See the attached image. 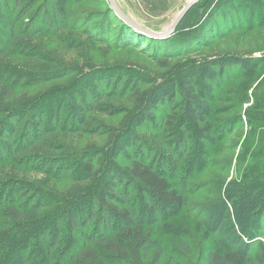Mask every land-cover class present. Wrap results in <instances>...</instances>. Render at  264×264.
I'll use <instances>...</instances> for the list:
<instances>
[{
    "label": "trees",
    "instance_id": "1",
    "mask_svg": "<svg viewBox=\"0 0 264 264\" xmlns=\"http://www.w3.org/2000/svg\"><path fill=\"white\" fill-rule=\"evenodd\" d=\"M239 1L196 2L175 32L163 39L134 31L112 12L106 0L105 10L117 21L119 33L127 31L124 41L141 35L145 42L170 48L168 58L177 59L207 47L209 36L226 38L233 29L228 24H236L231 15L236 13L235 4L241 12L249 9L244 16L248 22L254 23L257 11H264V0ZM30 11L25 0L0 2V33L6 35L5 44H0V166L26 158L35 161L33 171L43 174L39 179L43 188L51 191L49 180L69 181L75 190L53 191V196L26 193V206L20 209L14 200L18 192L10 199L13 187L1 186L0 215L10 220L0 227V264H159L163 252L147 228L167 222L185 207L183 193L171 180H189L209 168L227 173L226 166L233 157L226 152L236 144L222 142L223 137L231 135L233 127L242 122L240 110L246 102H251L244 110L249 131L236 155V179L225 186V198L208 205L205 222L208 232L219 230L227 239L222 242L217 236L219 244L207 250L201 260L204 264H264V171L252 161L245 164L248 155L256 160V151L264 152V75L254 79L262 71L258 66L264 63V55L214 54L184 63L166 79L144 75L133 66L93 68L55 94L27 96L24 92L14 96L18 89L27 90L72 74L56 65V58L49 53L29 50L27 44L43 27L26 32V23L23 30L15 29V23ZM235 19H240V14ZM49 21L55 24L56 18L52 16ZM30 23L35 26L34 17ZM11 43L19 46L7 51ZM66 46L83 58L81 43L70 40ZM16 55L28 57L32 67L24 72L14 69L18 63L12 58ZM158 64L163 69L168 67L161 59ZM239 76L218 97L217 89ZM121 85L132 88L127 94L130 107L122 111V126L95 125L91 115L109 112L110 116L106 102L126 94H121ZM150 85L153 87L146 89ZM6 98L14 103L3 101ZM215 100L222 105L212 107ZM231 109L239 111L212 125L214 114ZM148 125L156 132L163 129L159 145L136 133ZM101 134L106 141L97 153L86 152V146L81 149L83 135ZM21 139L23 142L17 144ZM218 143L221 145L215 152L221 159L211 161L210 147Z\"/></svg>",
    "mask_w": 264,
    "mask_h": 264
},
{
    "label": "rangeland",
    "instance_id": "2",
    "mask_svg": "<svg viewBox=\"0 0 264 264\" xmlns=\"http://www.w3.org/2000/svg\"><path fill=\"white\" fill-rule=\"evenodd\" d=\"M1 1L3 0H0V2ZM25 1L26 6L27 4L28 6H31V11L15 23V29L23 30L25 28V23L26 32H31L33 29L42 26V31L35 35L34 40L30 43L26 42L30 47L29 50L33 53H49L51 57L56 58V65H59L62 69H67L66 71H72V74L65 79H56L48 83L31 87L27 90L18 89L14 91V96H19L24 92L27 93V96L34 95L33 93L36 92L55 94L60 87L65 86L64 88L66 89V86H72L76 77L87 73V71H91L93 68H106L107 70L109 66L115 69L133 66L140 70L138 72L144 75L150 74L152 75L151 77L157 79H166L179 70L184 63L204 59L205 57L214 54L232 53L244 55L249 53L257 56L259 54L264 55V11L262 8L257 11L258 15L253 23L252 21L248 22V20L246 21V19H244L245 14H249V9L245 12H241V9L238 8L239 5L235 4L236 13L232 12L231 15L236 24H228V27H232L233 29H230L231 33H229L226 38L216 40L209 36L208 39L210 40L207 47L202 46L198 50L193 51L184 57L169 59L167 53L172 51L170 48L165 50L164 45L160 43H149L151 40H146L145 42L141 35H131V42L124 41L123 37H125L127 31L124 30L122 33H119L117 21L111 13L105 10L107 5L105 0ZM200 1L202 0H197V2ZM186 2L187 0H185L184 4ZM239 2L241 4L242 0ZM54 10H58V13L54 12ZM176 10L175 12H177ZM141 13L145 17L152 15L146 8H142ZM239 14L240 19H235ZM52 16L56 18V21L54 22L55 24L49 21V18ZM33 17L36 22L35 26H33L34 23H30ZM195 20L196 19L194 18L192 19V25L195 23ZM155 23V25L149 23L146 24L159 26L165 22L160 24L159 21H156ZM170 23L171 21H168L166 23L167 26ZM261 23L263 24L262 27L260 26ZM1 26L2 22H0V27ZM237 26L239 28H237ZM5 36L6 35L0 33V44L2 46L5 44ZM70 40H76L82 44L83 58L78 57L73 49L66 46ZM18 46V44L14 46L13 43H11L10 45H7V51H11L13 50V47ZM159 59H161V61H166L168 67L165 69L160 68L158 64ZM12 62L18 63L14 69L19 70L20 72H24V69H30L32 67V61L23 55H16L12 58ZM34 62L37 64L40 63L37 59H33V63ZM45 65L46 64L43 63L42 68L45 69ZM52 66L53 65H49V68ZM258 67H261L260 69L263 71L264 63L259 64ZM143 72H146V74ZM261 72L259 71L255 74V80L263 77L264 71L260 74ZM241 77L242 76H239L238 78L234 77L228 85L217 89L218 97L223 95L225 89L231 88L232 83ZM7 84H9V82ZM119 87L121 94H126L116 98L115 96H112V100H107V111H110V116H107V113L109 112L93 113L91 116L94 118L93 122L95 125L98 124L105 128L111 127L115 129L122 126L124 118L122 111L128 110L130 107L129 104H127V94L132 88H126L122 85ZM152 87L153 86L150 85L146 89ZM251 93L252 91L250 89L248 95ZM2 94L3 90L1 91L0 89V99ZM223 97L226 96L224 95ZM176 100L179 101V98ZM3 101L6 103L8 102L11 105L14 103L13 100L11 99L10 101L9 98H6V100ZM224 103L227 104V102ZM220 105H222V102L215 100L212 107ZM250 105L251 102L242 104L240 110L243 117L242 122L237 123L233 127L234 129L232 130L231 135L226 134L223 137L222 142L231 145L236 144L233 150L226 152L227 155L233 157L230 165L226 166L227 173H221L217 168H209L201 175L198 174L191 179L189 178V180L187 178H175L174 180H171V182L174 185H177L178 189L183 193L185 207L181 213L167 222L152 224L147 228L151 232V237L160 243L163 254L159 264H204L201 258L207 250L212 249L215 245L219 244L217 242V236L221 238L222 242H226L227 236L223 232L218 230L217 232L212 233L206 230L205 222L209 217L207 208L209 204L225 198V186L231 180L235 181L236 179V155L241 151L245 136L249 131V124L246 120L244 110L246 107H250ZM238 111L239 110L236 111L235 109H231L226 113L214 114L211 117L210 122L215 126L227 119L229 115ZM153 113L156 116L159 115L156 111ZM154 129V127L148 125L144 128H138L136 133L144 139L152 140L155 145H159L163 129H159L158 132ZM103 130L105 131L107 129ZM81 138V149L86 146V152L89 153H97L99 150L96 149L104 147L106 141V136L103 134L97 136L83 135ZM20 142H23V139L17 144ZM220 145L221 144L218 143L216 146L210 147V150H213L211 161L221 159L220 155L215 152V148ZM263 155L264 152L256 151L254 156L257 159L255 160L248 155L245 164L252 161L255 163L258 170L264 171ZM10 159L12 160L11 157ZM12 162L14 161H9L5 165L3 164L0 166V171L3 172L0 174V187H13L10 199L14 198L16 191L18 192L14 200L17 204H20V209L23 208V206H26V193H45L46 195L53 196V191H63L62 193H67L75 190L74 187L71 188L72 184L69 181L55 183L54 181L49 180L47 185H52L51 188L49 186V189L51 190L49 191L46 187L43 188V184H41L42 182L39 180L41 178L43 179V174L36 172L37 169H34L36 171L32 170L35 166V164H33L35 161L32 162L26 158H21L18 162ZM122 162L123 161H120V163ZM9 203H11V201H9ZM0 211H2V209H0ZM8 220L10 219L5 216V214L0 215V227L4 225L5 222L7 223ZM261 237L264 240V236L262 235ZM257 251H259V249H256L255 253H257Z\"/></svg>",
    "mask_w": 264,
    "mask_h": 264
},
{
    "label": "water",
    "instance_id": "3",
    "mask_svg": "<svg viewBox=\"0 0 264 264\" xmlns=\"http://www.w3.org/2000/svg\"><path fill=\"white\" fill-rule=\"evenodd\" d=\"M106 2L112 12L134 31L151 38L163 39L171 36L175 32L184 15L197 2V0H187L186 4L168 26L167 24H162L155 27H151L139 21L120 0H106Z\"/></svg>",
    "mask_w": 264,
    "mask_h": 264
},
{
    "label": "crops",
    "instance_id": "4",
    "mask_svg": "<svg viewBox=\"0 0 264 264\" xmlns=\"http://www.w3.org/2000/svg\"><path fill=\"white\" fill-rule=\"evenodd\" d=\"M120 1L124 6L128 8V10L139 21H141L143 24L149 23L152 25H155L156 21H159L160 24L164 22H165L164 24H166L168 21H172L185 2V0H134V1L120 0ZM142 8L148 9L149 12L152 14L149 17H152L154 20L152 18L143 16L141 13ZM175 10L177 12H175ZM152 25L149 26L155 27Z\"/></svg>",
    "mask_w": 264,
    "mask_h": 264
},
{
    "label": "bare ground",
    "instance_id": "5",
    "mask_svg": "<svg viewBox=\"0 0 264 264\" xmlns=\"http://www.w3.org/2000/svg\"><path fill=\"white\" fill-rule=\"evenodd\" d=\"M185 4H186V3H185ZM185 4H184V5H185ZM184 5H183V6H184ZM183 6H182V7H183ZM182 7L180 8V10L182 9ZM180 10H179V11H180ZM179 11H178V12H179ZM177 14H178V13H177ZM177 14L175 15V17L177 16ZM175 17H174V18H175Z\"/></svg>",
    "mask_w": 264,
    "mask_h": 264
}]
</instances>
